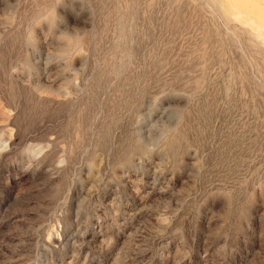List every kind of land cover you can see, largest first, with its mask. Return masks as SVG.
Here are the masks:
<instances>
[{
  "label": "rangeland",
  "instance_id": "1",
  "mask_svg": "<svg viewBox=\"0 0 264 264\" xmlns=\"http://www.w3.org/2000/svg\"><path fill=\"white\" fill-rule=\"evenodd\" d=\"M0 264H264V0H0Z\"/></svg>",
  "mask_w": 264,
  "mask_h": 264
}]
</instances>
